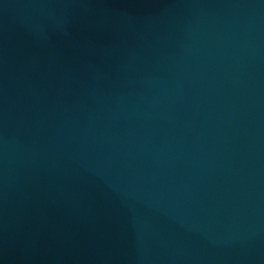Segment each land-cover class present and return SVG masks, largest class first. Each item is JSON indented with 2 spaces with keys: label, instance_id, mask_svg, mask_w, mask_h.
I'll return each mask as SVG.
<instances>
[{
  "label": "water",
  "instance_id": "1",
  "mask_svg": "<svg viewBox=\"0 0 264 264\" xmlns=\"http://www.w3.org/2000/svg\"><path fill=\"white\" fill-rule=\"evenodd\" d=\"M0 264H264V0H0Z\"/></svg>",
  "mask_w": 264,
  "mask_h": 264
}]
</instances>
